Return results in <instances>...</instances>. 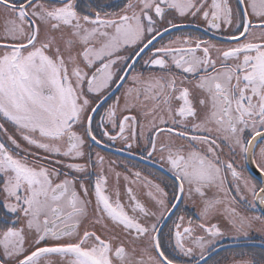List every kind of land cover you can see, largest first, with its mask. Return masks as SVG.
Returning <instances> with one entry per match:
<instances>
[{
	"label": "snow or ice",
	"instance_id": "snow-or-ice-1",
	"mask_svg": "<svg viewBox=\"0 0 264 264\" xmlns=\"http://www.w3.org/2000/svg\"><path fill=\"white\" fill-rule=\"evenodd\" d=\"M253 233L264 0H0V264H264Z\"/></svg>",
	"mask_w": 264,
	"mask_h": 264
},
{
	"label": "flooded vegetation",
	"instance_id": "flooded-vegetation-1",
	"mask_svg": "<svg viewBox=\"0 0 264 264\" xmlns=\"http://www.w3.org/2000/svg\"><path fill=\"white\" fill-rule=\"evenodd\" d=\"M185 23H188L187 21ZM198 21H193L191 24L188 25V29H185L186 31L191 29L195 32L196 35H203L204 38H208L209 36H211L214 40L219 41L220 36L219 34H215L212 32H208L206 31V29H204L202 26L197 28L195 27L196 24H198ZM179 34V33H176ZM117 95H119V93H116ZM119 149V145H115L113 146L111 149H105L102 151V154L109 157L111 160H115L117 161V165H119L122 161H124L125 159L129 158L128 154L126 152L121 153L120 151H118ZM100 150V149H97ZM133 162L135 163L136 160L133 159ZM145 169H147V171H145ZM136 170H140L144 173L145 176H148V173L151 172L153 175L150 176V179H155L156 177H160V178H167L168 175H170L169 173H167V169L166 168H162L158 163H153L152 161H140L139 163V168ZM117 171H124V169L122 167H118L117 166ZM124 181L121 180V186H124ZM138 192L141 191V189L137 188L136 189ZM188 209L190 211H195L194 207L189 204L188 205ZM253 240L250 241V244L254 246V250L259 253L261 250V239H264V237H262L260 235V233H253ZM226 244H230L231 241H225ZM234 251H239V249H233L232 251L229 252H221L219 257H214V259H223L224 257L228 258V264H230L231 259L233 258V252Z\"/></svg>",
	"mask_w": 264,
	"mask_h": 264
}]
</instances>
